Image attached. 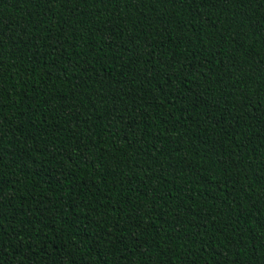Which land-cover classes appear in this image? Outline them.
Segmentation results:
<instances>
[{
    "label": "trees",
    "instance_id": "obj_1",
    "mask_svg": "<svg viewBox=\"0 0 264 264\" xmlns=\"http://www.w3.org/2000/svg\"><path fill=\"white\" fill-rule=\"evenodd\" d=\"M0 264H264V0H0Z\"/></svg>",
    "mask_w": 264,
    "mask_h": 264
}]
</instances>
